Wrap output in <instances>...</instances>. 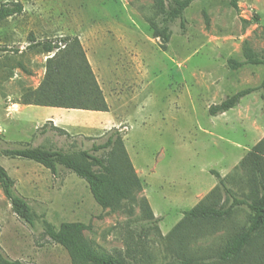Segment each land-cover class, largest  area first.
I'll return each mask as SVG.
<instances>
[{"label": "rangeland", "instance_id": "rangeland-1", "mask_svg": "<svg viewBox=\"0 0 264 264\" xmlns=\"http://www.w3.org/2000/svg\"><path fill=\"white\" fill-rule=\"evenodd\" d=\"M4 1L11 0L0 3ZM19 1L25 12L0 24V80L6 77L3 66L14 77L6 89L16 96L42 82L52 54L34 46L37 42L84 32L89 36L81 44L86 54L90 52L98 82L114 106L111 115L122 124L104 131H67L47 124L42 132L35 131L42 116L33 117L30 124L3 121V146L89 149L117 129L115 136L122 137L141 188L133 190L134 200L115 197L113 209L103 206L90 184L64 166L54 174L34 160L0 154V164L15 180V191L29 201L36 218L34 226L22 220L0 186L1 250L25 264H73L69 251L45 232L48 223L57 229L69 223L123 264H167L173 255L165 237L186 210L219 186L212 171L226 177L237 196L249 193L248 172L239 165L264 140L261 92L242 98L224 113L211 115L209 108L262 82L263 65L234 69L228 61L244 60L246 41L264 56V0H240L238 9L231 0H196L185 12L184 32L179 19L169 23L172 35L166 48L149 23V18L161 21L153 0ZM2 103L0 88V107ZM31 132L32 139L27 137ZM120 149H115L114 158L119 159ZM215 196L220 204L232 201L222 187ZM149 210L158 222L148 218ZM248 216L243 206L228 223L195 227L199 236L190 239L189 248L224 244ZM128 246L139 252H128Z\"/></svg>", "mask_w": 264, "mask_h": 264}, {"label": "trees", "instance_id": "trees-1", "mask_svg": "<svg viewBox=\"0 0 264 264\" xmlns=\"http://www.w3.org/2000/svg\"><path fill=\"white\" fill-rule=\"evenodd\" d=\"M153 1V8L156 15L161 16V21L157 23L155 19L149 18V23L155 35L161 39L163 48H166L172 35L169 23L179 19L184 32L187 26L185 12L196 0ZM239 1L231 0V6L238 9ZM24 12L25 6L22 1L1 2L0 24ZM59 38L57 41L46 40L34 45L41 46L42 52L52 55L47 58L46 73L40 86L26 92L23 95V102L41 106L108 111L109 105L79 37ZM243 49L244 60L229 59L232 68L238 69L247 64L264 66V56L258 55L248 41L245 42ZM254 92H261L264 100V77L259 85L242 89L221 103L211 105L209 112L211 115L227 112L238 105L242 98ZM46 125L42 127V132L46 131ZM114 131L104 143H94L89 149L80 148L75 151L33 146L30 143L15 148L4 147L0 133V154L11 158L34 160L54 174L58 173L60 166H64L90 184L103 206L115 209V197L134 200L132 192L135 188L140 189L141 183L123 145L122 137L119 135L116 138L118 131L117 129ZM118 146H121L119 159L113 157ZM108 149L110 151L107 154H98ZM239 167L248 172L249 193L242 197L237 196L229 187L227 178L222 177L217 171H212L219 179V186L196 206L186 210L181 223L165 237L167 249L173 255V260L167 264H264V140L253 147L242 159ZM14 185L15 180L0 164V186L11 201L14 212L34 226L36 218L33 208L25 197L15 191ZM219 187L231 196L232 201L229 205L218 203L216 196L214 197ZM243 206L249 211L248 220L246 224L230 231L224 244L218 247L196 245L195 248H189L190 239L197 241L199 236V231L195 227L203 225L199 227L202 229L204 225L228 223ZM148 218L154 223L159 221L151 210L148 212ZM188 226L190 228L183 231ZM45 232L53 241L69 251L73 264H123L115 255L97 249L93 242L72 224L64 223L57 229L48 223ZM127 250L130 253L138 251L130 246ZM0 264L25 263L9 258L0 248Z\"/></svg>", "mask_w": 264, "mask_h": 264}, {"label": "crops", "instance_id": "crops-1", "mask_svg": "<svg viewBox=\"0 0 264 264\" xmlns=\"http://www.w3.org/2000/svg\"><path fill=\"white\" fill-rule=\"evenodd\" d=\"M90 34L94 35L93 31H90ZM62 36L63 35H61L60 37ZM76 36H78L80 41L83 42L85 36L87 37L89 35L85 34L84 32H81L79 35ZM87 56L94 69L91 54L88 51ZM1 71L6 76L5 78L0 80V88L3 96V103L0 107L1 134L6 132L5 128H3L2 126L3 121H9L13 123L22 121L26 122L27 124H30L34 122L33 117H36L37 115L42 116L43 120L38 122L35 127V131L38 129H42L45 124H51L67 131H104L110 130L113 127H120V125L122 124L121 120L111 115L114 111V106L112 105L108 96L105 97L109 105L108 111L83 110L30 104L27 102H23L22 100L23 95L26 92L30 91V89L26 87L25 89L21 90L20 93H16V96L13 95L12 91L6 89V85L9 83V80L13 79L14 77L10 76V72L5 66L1 67ZM99 82L102 86L101 81ZM40 84L41 83H39L35 89H37ZM28 127L29 125L25 126V129H28ZM34 133L31 132L27 134V137L32 139Z\"/></svg>", "mask_w": 264, "mask_h": 264}]
</instances>
